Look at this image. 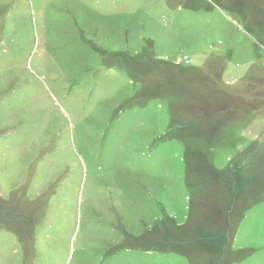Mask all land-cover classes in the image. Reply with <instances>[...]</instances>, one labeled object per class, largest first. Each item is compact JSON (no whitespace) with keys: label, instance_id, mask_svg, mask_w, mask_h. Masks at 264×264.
I'll use <instances>...</instances> for the list:
<instances>
[{"label":"rangeland","instance_id":"obj_1","mask_svg":"<svg viewBox=\"0 0 264 264\" xmlns=\"http://www.w3.org/2000/svg\"><path fill=\"white\" fill-rule=\"evenodd\" d=\"M0 264H264V0H0Z\"/></svg>","mask_w":264,"mask_h":264}]
</instances>
